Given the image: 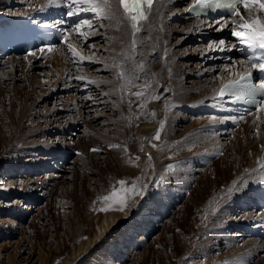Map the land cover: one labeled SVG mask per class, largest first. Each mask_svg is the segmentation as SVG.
I'll list each match as a JSON object with an SVG mask.
<instances>
[{
    "label": "bare ground",
    "instance_id": "1",
    "mask_svg": "<svg viewBox=\"0 0 264 264\" xmlns=\"http://www.w3.org/2000/svg\"><path fill=\"white\" fill-rule=\"evenodd\" d=\"M189 2L190 0H153V6L150 10L147 9V6H144L149 18L140 23L139 26L142 30L135 37L131 35V21L125 19L127 14L124 13L119 0H109V7L105 9L108 14L107 18L96 14L90 20L92 25L97 26V30L101 29L99 37L106 44L103 47L104 44L102 42L101 46L103 47L102 49L107 50L105 62L110 63L111 76H95L85 71V76L92 85L87 88L86 92L88 93L86 95H78L81 106L77 107L79 104L75 102L72 106L67 104V106H62V108L63 110L78 108V115H82L86 111V118L95 117L94 129L105 135L106 139L110 138L111 141L113 140L112 143L114 142V144L116 142L123 143L122 149L112 147L109 152L115 153L113 164L121 172L120 174H118V171L112 173L111 178L107 179L109 181L106 182L107 188L105 190L103 188L100 194L107 192L116 182L120 183L121 179L127 180L126 186L133 183V181H137L140 185L136 184V186H139V190L136 195H132L131 201L128 202L126 207L123 205L124 199L120 204L108 205L106 208L119 210L123 206L125 207L123 211H112L98 216L95 215L93 217L94 224L88 221L87 225L84 222L85 216L89 214V206L92 201L86 202L87 205L86 203H82V206L80 204L79 206L81 207L76 208L75 211L76 222L79 223L75 226L74 240H82L81 235L84 233L87 234V238L80 245H75L76 247L72 248L59 264H85L86 259L83 257L95 245L104 248L108 252H116L125 243L129 242L128 237L125 234H121L116 236L114 239L115 243H112L111 232L121 228L120 222H124L131 217L129 214L135 211L137 204H140V208H145L141 205L143 200L142 192L149 183L156 182L154 180L158 178L161 168H164L161 164L165 161V156L172 154L176 149L181 150L182 147L197 146L200 152L208 155L217 149L224 151L222 161L219 162V159L212 163L215 165L214 176H208L206 172L201 175L205 208L203 215L200 217L201 221L197 225L200 242H197V234H195L188 238L187 242L180 248L174 247L177 253L191 251V248L194 247L193 244L196 242V250L194 252L198 251L204 256H208L206 250L202 248L201 242L206 243L204 238L209 231L216 232L224 226H234L233 223L250 217L249 215L252 211L244 210L247 206L248 208L252 206V203L256 205L259 201L257 198L258 192H264L262 190L264 186V103L252 113H246L240 109L229 110L227 106L214 108L216 103L213 98L220 83L243 72L246 70V66L239 57L238 46L236 47L238 41L226 36L224 29L216 30L219 25L214 23L217 21L215 18H193L184 13V8ZM22 3L27 5L23 6ZM60 5L61 0H0V18L7 15L16 19L26 16L34 18L45 17L54 14L53 8H61ZM176 12H181V15L176 16V18L179 19L181 17L180 30L187 35H191L196 31L200 32L204 28H208L209 31L215 33V36L210 40L209 49L205 48L198 51L199 54L207 52L209 57L214 59L209 63L208 70L203 69L206 71L204 74L208 73L210 76L195 80L190 79L194 83L186 87L181 85L184 79L178 78V74L184 73V71L180 72L177 67L188 64L184 59L176 62L175 50L173 48L170 49L173 27H171V22L168 19ZM245 14L247 20H255L257 17L264 20V13H261L255 7L245 10ZM65 17L59 15V24L61 26H69L66 37L68 41L69 39L76 41V48L79 54V52H82L79 45L83 43L78 38V31L76 30L79 22L71 26L72 22ZM161 21L164 23H162L163 26H161ZM228 28L229 26L226 27V29ZM80 31H86L87 37L95 35L92 33L93 31L87 30V26H81ZM133 39L136 41L135 46L131 44ZM220 40L225 41L223 46L219 45L218 42ZM64 43L65 39L60 44L36 48L25 55L16 54L8 57L0 55V63H3L4 67L8 66L7 70H3V66V68H0V82H4L7 79L12 80L9 88L0 89V107L3 106L1 98L4 95H11L9 97L10 106L14 103L20 105L18 115L15 113L16 116L8 110L4 111V114H6L4 117L7 118L5 122L9 126V130L4 132L0 130L1 146L7 148L13 143H25L27 141L30 142L29 144L32 147L47 148L48 154H54V145L50 144L47 146L40 140L31 141V138L27 135L25 139L26 128L24 130L22 127L24 122L22 120L26 115L24 107L27 104L26 106L22 104L24 97L21 99L22 97L20 98L19 94L23 90V95L25 96V92L31 93L35 88L40 87L43 82L47 81L41 77L43 73L36 70L39 66L45 65L43 64L45 61H49L51 63L50 66L58 69L59 66H63L65 59L72 56L71 52L64 48ZM55 46H60V49ZM49 47H51V51H48ZM41 49H44V51L42 52ZM37 53L48 58L42 63L39 61V57H36ZM177 55L182 54L179 53ZM206 58L203 57L201 60ZM186 59L189 60V58ZM196 64H201V61ZM189 70L185 73H190ZM214 72H216V75L213 76ZM48 76L49 74H47ZM69 76L72 77L73 73L70 72ZM52 83L54 82L51 81ZM64 84L62 86H65ZM85 84L81 86L80 83H77L76 88L84 87ZM137 92L143 94L136 95ZM42 95L45 94L41 93L40 97ZM90 96H93L94 99H90ZM27 98L30 97L28 96ZM178 104H185L191 109V113L187 112L191 115V121L185 127L184 130L186 132L180 138L173 134L175 130L174 123L179 121L177 116ZM98 106H101L103 114L101 113L102 111L98 112ZM59 109L58 106L52 109L53 111L55 110L53 114L57 115ZM184 115L182 120L186 119ZM0 124L3 127L5 125L2 121H0ZM253 127L256 128L254 131H252ZM31 133L29 132V134ZM157 134L159 138H156ZM118 139L122 140L118 141ZM130 139H133L134 142L130 141ZM127 150L129 151L127 152ZM194 152L197 153V151ZM194 152H189V154L191 155ZM131 153H136L137 158L133 157ZM99 157H104L102 159L105 161L104 165L112 164L107 155ZM202 164L203 162L200 165ZM36 177L32 180L33 182L45 183V181L38 180L39 178L37 179ZM162 180L165 183L163 176L159 178L160 182ZM131 193H133V190L130 191ZM68 194L70 195V193ZM71 195L74 196L73 193ZM100 208H103V205H100ZM228 211H230V215L225 216ZM257 216V220L255 219L254 223H260L264 227V209ZM251 217L254 216L252 215ZM135 225L132 227H135ZM193 229L194 227H191L187 235L191 234ZM259 241L252 238L249 240L250 244H248L251 245L250 248H247V243L249 242L245 241L244 243L246 244L244 245L246 247L237 246L229 248L228 251L236 253L238 251L241 252L244 248L258 249L261 247ZM207 258L205 257L204 261L208 262Z\"/></svg>",
    "mask_w": 264,
    "mask_h": 264
},
{
    "label": "rangeland",
    "instance_id": "2",
    "mask_svg": "<svg viewBox=\"0 0 264 264\" xmlns=\"http://www.w3.org/2000/svg\"><path fill=\"white\" fill-rule=\"evenodd\" d=\"M22 5L26 6L27 4L22 3ZM57 13L64 16L62 12ZM92 18L90 17L88 20L90 21ZM179 19H168L171 22V27H173L170 49L175 50L176 62L184 59L188 64L177 67L180 72L184 71V73L178 74V78L184 79L181 85L186 87L193 85L192 80L209 75L208 73L204 74L206 71L203 69L208 70L209 63L214 59L209 57L207 52L199 54L198 51L205 48L209 49L210 40L215 36V33L204 28L200 32L196 31L187 35L180 30L182 21L178 22ZM162 23L161 21V26L164 24ZM96 27L93 25L95 29L90 30L95 34L88 37L91 41L87 42L86 45L83 43L79 45L82 52H79L75 62L71 56L65 59L62 67L59 66L57 69V67L50 66L49 61H45L48 57H43L37 53L36 57H39L38 59L42 63L45 61L43 63L45 65L39 66L36 70L43 73L41 77L47 81L31 93L25 92V96L23 90L19 94L21 99L24 97L22 104L25 106L27 104L24 107L27 113L25 112L26 115L22 120L24 121L22 127L24 130L26 128L25 139L27 135L31 141L40 140L47 146L54 145L55 151L53 155L48 154L47 148L32 147L27 141L25 143H13L7 148L0 145V264L61 263L72 248L80 245L87 238V234L84 233L81 235L82 240H74L75 226L79 223L76 222V208H80L82 203L92 201L89 206V214L85 216L84 222L87 225L88 221L94 224L93 217L95 215L123 211L128 202L131 201L132 195H136L139 190V186L136 184H140L137 181L126 186L127 180L121 179L120 182L123 180V184L115 181L113 187L100 194L103 188L104 190L107 188L106 182L111 178L112 173L118 171L113 164L115 153L109 152L114 145V148L122 149L123 143L116 142L114 144V142L112 143L113 140L106 139L105 135L94 129L95 117L86 118V111L82 115H78V108L67 110L62 108L67 104L72 106L75 102L79 104L77 107L81 106L78 95H86L88 93L86 92L87 88L92 85L86 78L85 71L95 76H111L110 63L105 62L107 50L102 49L106 44L99 37L101 29L97 30ZM75 42L72 39L68 41L67 38L63 46L67 48V43H73V47L76 48ZM101 43L104 44L103 47ZM55 47L60 49V46ZM179 53L182 55H177ZM79 57H84L85 60L83 61L84 65H80L81 68L78 65ZM203 57L207 58L201 60ZM199 61L201 64L198 66L196 63ZM2 66L4 67V64L0 63V68H3ZM5 69L7 70L8 66H5L3 70ZM188 70L190 73H185ZM70 72L73 73L72 77L69 76ZM47 74H49L48 77ZM79 77L83 79H79ZM51 81L54 83L51 84ZM76 82L80 83L81 86L86 84L84 87L76 88ZM11 84V79L0 82V89L9 88ZM63 84L65 86H62ZM41 93L45 95L40 97ZM10 96L4 95L1 98L3 106L0 107V117L2 118L0 121L4 124L7 120L4 117L6 116L4 111L8 110L16 116L20 110V105L17 103L10 106ZM28 96L30 98H27ZM89 98L94 99L93 96ZM57 106L60 109L57 115H54L55 110L52 109ZM177 110L179 121L174 123L173 134L180 138L186 132L184 129L191 121V115L187 113H191V109L185 104H178ZM98 112L104 113L101 106H98ZM183 114L186 117L184 120H182ZM1 125L0 130L3 132L9 130L7 123L4 127ZM255 129L253 127L252 131ZM29 132L32 133L29 134ZM130 141L134 142L133 139ZM93 149L97 151H93ZM189 152L194 153L190 155ZM223 153L222 149H217L208 155L200 152L199 147L192 146L182 147L181 150L176 149L172 154L166 155L165 161L161 164L164 168H161L158 178L154 180L156 182L149 183L142 192L141 205L145 208L142 209L140 204H137L135 211L129 214L131 217L120 222L121 228L111 232L112 243H115V237L121 234H125L129 242L116 252H108L95 245L83 257L86 259L85 264H264V237L261 236L264 234V227L260 223H254V220H257V215L264 207L258 208L257 204L253 205V203L252 206L249 208L247 206L244 210L252 212L250 217L245 220L242 219L243 222L233 223L234 226H224L216 232L209 231L204 238L206 243L201 242L202 248L206 250L208 256H204L198 251L194 252L196 242L193 244V248L190 247L191 251L177 253L174 249V247L180 248L187 242L188 238L195 234H197V242H200L197 225L201 221L200 217L205 208L201 175L206 172L208 176H214L215 165L212 163L219 159L221 162ZM133 154V157L137 156L136 153ZM102 155H107L113 165L111 163L104 165L105 161L102 160L104 157H99ZM201 162H203L202 165H200ZM120 172L119 170L118 174ZM161 176L164 177L165 183L163 180L159 181ZM35 177L45 181V183L33 182ZM131 190L133 193L130 194ZM97 192L99 193L97 194ZM124 199L123 205L125 207L122 206L119 210L106 209L108 205H118ZM80 204L81 206H79ZM100 205H103V208H100ZM229 215L230 211L226 212L225 216ZM252 215L254 217H251ZM134 224H136L135 227H132ZM191 227H194L195 230L193 229L192 233L187 235ZM252 238L260 240V248L247 249L251 247L248 244ZM245 241L249 242L247 243L248 246L241 252L231 253L228 251L229 248L237 246L246 247ZM205 257H208V262L204 261Z\"/></svg>",
    "mask_w": 264,
    "mask_h": 264
},
{
    "label": "snow or ice",
    "instance_id": "3",
    "mask_svg": "<svg viewBox=\"0 0 264 264\" xmlns=\"http://www.w3.org/2000/svg\"><path fill=\"white\" fill-rule=\"evenodd\" d=\"M120 5L123 7L124 13H126L125 19L131 21V35L136 36L137 33L141 32V27L139 26L142 21H146L149 17L146 14L145 5L147 9L150 10L153 6V0H119ZM238 5H242L245 10L250 8H258L261 13H264V0H195V4L189 11H195L197 7L200 9L204 8H224L228 10L231 16H239L242 23L238 26L233 25L231 27V35L237 39L240 45L245 46L246 48L253 50L264 51V20H261L257 17L255 20H244L243 15L241 14ZM69 8L67 15L71 16L74 13L71 11V8L74 6H79L80 11H91L94 14H100L102 17L107 18L108 14L105 12V9L109 7V0H61V5ZM219 25V28L216 30H223L227 25L223 23L222 20H217L214 22ZM81 26H87V30H94L91 21L82 20L77 25L78 38L83 41L84 44H87L88 37L86 31H80ZM239 29V30H238ZM65 41L67 37L64 38ZM135 39L132 40V46H135ZM219 45L223 46L225 44L224 40H220ZM67 49L71 52L73 60L75 61L78 57V52L71 43H67ZM51 47L48 48V51H51ZM43 52L44 49H41ZM84 57H79V62H83ZM250 62V61H249ZM253 68L259 67L264 70V63L252 64ZM250 73L247 75L239 76V79L230 81L228 84H225L223 88L220 89L219 97L223 98L226 93L232 91L236 95L235 91L237 88H242L243 82L250 77ZM79 79H83L79 77ZM261 88H264V84L260 85ZM143 93L137 92L136 95H142ZM237 99H240V95H236ZM243 119V117H241ZM156 138H159L158 134ZM115 147V146H113ZM93 151H97L93 149ZM151 159V157H149ZM120 183H124L121 181Z\"/></svg>",
    "mask_w": 264,
    "mask_h": 264
}]
</instances>
